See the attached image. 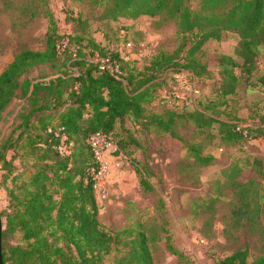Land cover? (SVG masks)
I'll use <instances>...</instances> for the list:
<instances>
[{
    "label": "trees",
    "instance_id": "trees-1",
    "mask_svg": "<svg viewBox=\"0 0 264 264\" xmlns=\"http://www.w3.org/2000/svg\"><path fill=\"white\" fill-rule=\"evenodd\" d=\"M189 1L98 0L100 5L110 3L107 14L111 20L159 14L176 20L178 35L190 42L183 51L182 62L174 61V53L160 51L149 57L145 71H139L131 61L123 60L117 49L105 48L92 36L58 33L50 17L45 48H22L0 72V128L6 123L8 108L14 103L19 105L11 125L0 135L1 183L12 184L7 187L9 211L0 213L5 217L1 234L3 264H99L116 244L117 237L98 220L94 180L89 174L95 165L88 144L93 133L111 134L121 152L125 143L117 142L112 130L124 117L178 139L176 126L191 122L201 128L214 121L223 140L236 142L245 138L236 131L237 125L205 115L197 105L190 111L145 113V106L154 99L155 85L165 82L164 72L184 70L194 78L206 74L205 64L195 53L207 40L232 37L236 55L241 59L239 64L229 58L221 66V101L236 92L238 77L233 68L240 66L251 73L264 45V0H199V11H192ZM65 39V47L57 50ZM182 48L175 51L179 54ZM101 59L116 61L120 75L100 70ZM155 73L159 74L158 83L153 82ZM258 83L264 88V73ZM255 125L256 132L263 134L264 113ZM49 127H63L68 155L57 151L59 138L47 132ZM247 129L243 130L249 136ZM193 157L200 165L213 159L211 155H201L199 150ZM135 171L142 191L152 192V173L148 168L136 165ZM260 176L264 184V167ZM233 185L240 201L235 211L236 225L259 229L258 200L264 197V189L254 201L257 193L247 198L246 184ZM168 249L180 260L185 259L174 247L168 245ZM121 259L127 264H153L142 232L129 239L128 253ZM218 264H264V254L249 260L247 250L238 249Z\"/></svg>",
    "mask_w": 264,
    "mask_h": 264
},
{
    "label": "rangeland",
    "instance_id": "rangeland-1",
    "mask_svg": "<svg viewBox=\"0 0 264 264\" xmlns=\"http://www.w3.org/2000/svg\"><path fill=\"white\" fill-rule=\"evenodd\" d=\"M188 5L192 11L200 10L199 0H191ZM109 7V2L100 5L98 0H0V72L22 48H45L50 17L60 34L92 36L107 49H119L123 31L133 46L146 43L151 56L163 51L174 53V61H183V51L190 42L178 35L176 20L166 14L119 16L111 20ZM180 46L183 48L178 54L175 50ZM195 57L205 64L206 74L198 78L185 76L189 81L186 89L174 78L180 71L164 72L165 82L155 85L154 99L145 106V113L190 111L197 105L205 115L241 129L247 127L249 136L236 142L223 140L215 121L201 128L191 122L176 126L179 139L137 125L128 117L117 122L112 133L117 142L125 143L122 162L118 165L108 158V167L97 181L100 190L95 192L98 220L117 238L99 264H127L121 257L128 253V241L138 232L146 238L153 264H218L238 249H246L249 260L264 254V197L258 200L264 189L260 176L264 167V133L258 134L255 125L264 113V88L258 83L264 73V45L251 73L240 66L233 68L238 77L236 92L223 101L218 95L221 66L229 58L241 63L235 39H209ZM149 59L132 64L145 71ZM147 73L151 74L149 70ZM155 76L153 82L158 83L159 74ZM17 108L19 105L14 103L7 109L0 135L11 125ZM196 150L213 159L207 165L196 163ZM136 165L146 166L152 173V192L144 193L140 188ZM235 182L246 184L247 198L257 193L254 201L260 202L259 229L236 225L235 211L240 201ZM11 185L9 181L2 184L0 174L2 214L9 211L7 187ZM1 218L4 228L5 217ZM168 245L185 259L172 254Z\"/></svg>",
    "mask_w": 264,
    "mask_h": 264
},
{
    "label": "built area",
    "instance_id": "built-area-1",
    "mask_svg": "<svg viewBox=\"0 0 264 264\" xmlns=\"http://www.w3.org/2000/svg\"><path fill=\"white\" fill-rule=\"evenodd\" d=\"M120 37L122 38V45L117 50L123 60L134 62L142 60L144 58H149L151 56L146 43H139L136 46H133L131 42L127 40L126 35L123 31H121ZM66 43L67 39L57 45V50H62L63 47H65ZM99 69L106 70L116 76L120 75L119 65L118 63H116V61L111 62L101 59L99 63ZM190 74L191 73H189L188 71L184 72V70H181L180 72L175 74L174 78H176V81L181 85H184L187 89L189 81L185 78V76H191L192 74ZM236 131L241 133L243 137L247 138L246 130L241 129L238 125L236 126ZM47 132L52 133L55 137L59 138V144L56 146L57 151L61 155H68L70 153V149L67 143L68 138L63 131V127H49L47 129ZM88 144L95 160V165L90 167L89 174L94 180V192H99L100 186L97 181L108 167V158L116 160L117 164L121 165L123 156L122 152L118 150L117 144L111 134H106L100 131L95 132L89 137ZM102 194L103 196H105V189L102 191Z\"/></svg>",
    "mask_w": 264,
    "mask_h": 264
},
{
    "label": "water",
    "instance_id": "water-1",
    "mask_svg": "<svg viewBox=\"0 0 264 264\" xmlns=\"http://www.w3.org/2000/svg\"><path fill=\"white\" fill-rule=\"evenodd\" d=\"M2 229H3V223H2V218L0 216V264H3L2 254H1V234H2Z\"/></svg>",
    "mask_w": 264,
    "mask_h": 264
}]
</instances>
